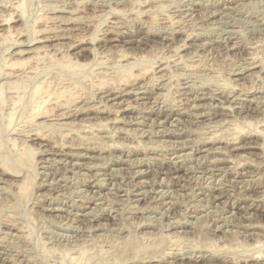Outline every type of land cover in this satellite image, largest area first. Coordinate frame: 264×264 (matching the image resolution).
Listing matches in <instances>:
<instances>
[{"label":"rangeland","instance_id":"1","mask_svg":"<svg viewBox=\"0 0 264 264\" xmlns=\"http://www.w3.org/2000/svg\"><path fill=\"white\" fill-rule=\"evenodd\" d=\"M0 35V264H264V0H0ZM38 81L74 94L34 123Z\"/></svg>","mask_w":264,"mask_h":264},{"label":"bare ground","instance_id":"2","mask_svg":"<svg viewBox=\"0 0 264 264\" xmlns=\"http://www.w3.org/2000/svg\"><path fill=\"white\" fill-rule=\"evenodd\" d=\"M18 4H19V2H17V5H18ZM21 4H22V2H21ZM17 5H16V7H17ZM14 7H15V5H14ZM18 7H20L21 11H23L22 8H21V6H18ZM22 7H23V6H22ZM149 7H150V6H149ZM150 8H151V7H150ZM61 9H62V8H61ZM209 9H210V8H209ZM17 10H18V9H17ZM21 11H20V13H22ZM149 11H150V10H149ZM71 13H72V12H71ZM95 13H96V12H95ZM222 13H223V12H222ZM23 14H24V11H23ZM23 14H22V15H23ZM96 14H98V13H96ZM20 15H21V14H20ZM75 15H76V14H75ZM85 15H86V14H85ZM85 15H84V16H85ZM92 15H94V13H93ZM42 16H44V15H42ZM52 16H53V15H52ZM58 16H59V15H58ZM73 16H74V15H73ZM73 16H72V17H73ZM78 16H79V15H78ZM81 16H82V15H81ZM84 16H82V17H84ZM44 17H45V16H44ZM49 17H51V16L49 15ZM68 17H69V16H68ZM72 17H71V18H72ZM95 17H96V16H95ZM168 17H169V16H168ZM56 18H57V17H56ZM60 18H61V17H60ZM62 18H63V17H62ZM71 18H70V19H71ZM75 18H76V17H75ZM75 18H74V19H75ZM77 18H78V17H77ZM87 18H88V17H87ZM5 19H6V18H5ZM43 19H44V18H43ZM49 19H50V18H49ZM51 19H52V18H51ZM51 19H50V20H51ZM46 20H47V19H46ZM53 20H54V19H53ZM56 20H57V19H56ZM64 20H65V19H64ZM80 20H81V19H80ZM167 20H168V19H167ZM169 20H170V19H169ZM60 21H61V20H60ZM58 22H59V21H58ZM67 22H68V21H67ZM170 22H171V20H170ZM4 23H6V22H4ZM65 23H66V21H65ZM86 24H87V23H86ZM113 24H114V23H113ZM178 24H179V22H178ZM181 24H182V23H181ZM113 26H114V25H113ZM166 26H167V25H166ZM43 27H45V26L43 25ZM50 27H51V26H50ZM50 27H49V29H51ZM59 27H60V26H59ZM182 27H183V26H182ZM69 28H70V27H69ZM74 28H75V27H74ZM164 28H165V27H164ZM173 28H174V27H173ZM177 28H178V27H177ZM177 28H176V29H177ZM188 28H189V27H188ZM8 29H9V28H8ZM34 29H35V28H34ZM45 29H46V28H45ZM45 29L42 28V31H43V30L45 31ZM61 29H62V28H61ZM67 29H68V28H67ZM77 29H78V27H77ZM114 29H115V28H114ZM180 29H181V28H180ZM40 30H41V29H40ZM109 30H110V29H109ZM165 30H166V29H165ZM187 30H188V29H187ZM3 31H4V30H3ZM38 31H39V29H38ZM44 31H43V32H44ZM67 31H68V30H67ZM82 31H83V29H82ZM167 31H168V30H167ZM188 31H189V30H188ZM191 31H192V30H191ZM193 32H194V30H193ZM5 33H6V32H5ZM5 33H4V34H5ZM35 33H36V32H35ZM53 33H54V32H53ZM63 33H64V32H63ZM67 33H69V32H67ZM101 33H102V32H101ZM117 33H118V32H117ZM189 33H190V32H189ZM7 34H10L8 30H7ZM11 34H12V33H11ZM57 34H58V33H57ZM170 34H171V33H170ZM197 34H198V33H197ZM1 35H2V33H1ZM1 35H0V36H1ZM39 35H40V34H39ZM47 35H48V34H47ZM77 35H78V34H77ZM79 35H80V34H79ZM82 35H83V34H82ZM89 35H90V34H89ZM93 35H94V34H93ZM119 35H120V34H119ZM5 36L7 37V35H5ZM57 36H58V35H57ZM57 36H56V37H57ZM72 36H73V35H72ZM75 36H76V35H75ZM84 36H85V35H84ZM167 36H168V35H167ZM169 36H170V35H169ZM172 36H173V35H172ZM3 37H4V36H3ZM43 37H44V39L46 38L45 36H43ZM53 37H54V36H53ZM53 37H52V38H53ZM58 37H59V36H58ZM76 37H77V36H76ZM95 37H96V36H95ZM97 37H98V36H97ZM8 38H10V37H8ZM39 38H40V36H39ZM54 38H55V37H54ZM90 38H91V37H90ZM160 38H161V37H160ZM198 38H200V37H198ZM36 39H37V38H36ZM36 39H35V40H36ZM40 39H41V38H40ZM46 39H47V38H46ZM56 39H57V38H56ZM76 39H77V38H76ZM78 39H79V38H78ZM82 39H83V37H82ZM101 39H102V38H101ZM73 40H74V39H73ZM108 40H109V39H108ZM124 40H125V39H124ZM174 40H175V39H174ZM36 41H37V40H36ZM36 41H35V42H36ZM38 41L41 42L42 39H41V40H38ZM43 41H44V40H43ZM46 41H47V40H46ZM75 41H76V40H75ZM80 41H81V40H80ZM103 41H104V40H103ZM179 41H180V40H179ZM14 42H15V41H14ZM17 42H19V41H17ZM20 42H22V41H20ZM28 42H29V41H28ZM31 42H33V39H32ZM55 42H56V41H55ZM86 42H87V41H86ZM91 43H92V42H91ZM122 43H123V42H122ZM186 43H187V42H186ZM227 43H228V42H227ZM56 44H57V43H56ZM72 44H73V43H72ZM120 44H121V43H120ZM39 45H40V44H39ZM43 45H44V44H43ZM45 45H46V44H45ZM201 45H202V44H201ZM201 45H200V46H201ZM211 45H212V44H211ZM40 46H41V45H40ZM40 46L37 45V47H34V49L32 50V51H33V55H38V54H40V53L42 52L41 49L43 50L44 47H41V49H40ZM56 46H57V45H56ZM113 46H114V45H113ZM200 46H199V47H200ZM53 47H54V44H53ZM60 47H62V46H60ZM170 47H171V46H170ZM47 48H49V47H47ZM55 48H56V47H55ZM102 48H103V46H102ZM106 48H107V47H106ZM30 49H31V48H30ZM63 49H64V48H63ZM63 49H62V50H63ZM65 49H66V48H65ZM54 50H55V49H54ZM98 50H99V49H98ZM107 50H108V49H107ZM112 50H113V49H112ZM169 50H170V49H169ZM55 51H56V50H55ZM88 51H90V50H88ZM101 51H102V50H101ZM101 51H100V52H101ZM110 51H111V50H110ZM121 51H122V50H121ZM43 52H45V51L43 50ZM46 52H47V51H46ZM46 52H45V53H46ZM52 52H53V51H52ZM60 52H61V51H60ZM64 52H65V51H64ZM77 52H78V51H77ZM100 52H99V53H100ZM19 53H20V56H21V54L23 53V50L20 49ZM62 53H63V52H62ZM62 53H61V55H63ZM171 53H173V52H171ZM104 54H105V52H104ZM124 54H126V52H125ZM128 54H129V53H128ZM30 55H31V54H30ZM33 55H32V56H33ZM41 55H42V54H41ZM50 55H51V54H49L48 57H49ZM54 55H55V54H54ZM54 55H53V57H54ZM68 55H69V53H68ZM71 55H72V54H71ZM98 55H99V54H98ZM101 55H102V54H101ZM178 55H179V54H178ZM180 55H181V54H180ZM20 56H19V57H20ZM38 56H39V55H38ZM42 56H44V55H42ZM58 56H59V55H58ZM58 56H57V57H58ZM64 56H65V54H64ZM66 56H67V55H66ZM123 56H124V55H123ZM123 56L120 55V57L124 58ZM166 56H167V55H166ZM33 57H34V56H33ZM78 57H79V56H78ZM120 57H119V58H120ZM134 57H135V56H134ZM170 57H171V56H170ZM200 57H201V56H200ZM20 58H21V57H20ZM30 58H31V56L28 57V58H23V59H21L20 61L17 60L15 63H16V64H17V63H19V64H24L25 62L27 63V60H29ZM59 58H60V57H59ZM61 58H62V56H61ZM63 58H64V57H63ZM138 58H139V57H138ZM166 58H167V57H166ZM172 58H173V57H172ZM172 58H171V59H172ZM198 58H199V57H198ZM31 59H32V58H31ZM31 59H30V61H31ZM53 59H54V58H53ZM136 59H137V57H136ZM160 59H161V58H160ZM160 59H159V60H160ZM163 59H164V58H163ZM178 59H179V58H178ZM15 60H16V59H15ZM50 60H51V56H50ZM60 60H61V59H60ZM65 60H66V59H65ZM123 60H124V59H123ZM125 60H126V59H125ZM141 60H142V59H141ZM183 60H184V59H183ZM56 61H57V58H56ZM56 61H55V62H56ZM58 61H59V60H58ZM128 61H129V60H128ZM160 61H161V60H160ZM179 61H180V60H179ZM196 61H197V60H196ZM59 62H60V61H59ZM59 62H58V63H59ZM135 62H136V61H135ZM139 62H140V60H139ZM161 62H162V61H161ZM184 62H185V61H184ZM193 62H195V61H193ZM62 63H63V62H62ZM66 63H67V61H66ZM66 63H65V64H66ZM68 63L70 64V63H72V61H71V62H68ZM74 63H75V62H74ZM79 63H81V62H79ZM84 63H86V62H84ZM122 63H123V62H122ZM140 63H141V62H140ZM169 63H170V62H169ZM195 63H196V62H195ZM198 63H199V62H198ZM12 64H13V63H12ZM19 64H18V65H19ZM63 64H64V63H63ZM63 64H62V65H63ZM69 64H67V65L70 66ZM87 64H88V63H87ZM113 64H114V63H113ZM188 64H190V62H189ZM254 64H255V63H254ZM114 65L117 66L116 64H114ZM131 65H132V64H131ZM148 65H149V64H148ZM156 65H157V64H156ZM164 65H165V64H164ZM184 65H185V64H184ZM71 66H74V68L78 66L79 69H80V68L82 69V68H83L82 66H84V64L82 65V64H78V63H76V64L71 65ZM79 66H80V67H79ZM85 66H86V65H85ZM120 66H121V65H120ZM123 66L125 67V65H123ZM123 66H122V67H123ZM128 66H129V64H128ZM142 66H143V65H142ZM152 66H153V65H152ZM195 66H197V65H195ZM31 67H32V66H31ZM90 67H91V66H90ZM129 67H130V66H129ZM133 67H134V66H133ZM137 67H138V66H137ZM162 67H163V66H162ZM188 67H190V66H188ZM32 68H33V67H32ZM101 68H102V67H101ZM130 68H131V67H130ZM142 68H143V67H142ZM142 68H141V70H139V72H138V75H139L138 78H142L141 74L143 75V74H145V72L147 73V71H148L147 68H146V69H144V68L142 69ZM148 68H149V66H148ZM151 68H152V67H151ZM186 68H187V67H186ZM68 69H69V67H68ZM72 69H73V67H72ZM88 69H90V68H88ZM103 69H104V68H103ZM119 69H122V68L120 67ZM128 69H129V68H128ZM132 69H133V68H132ZM149 69H150V68H149ZM158 69H159V68H158ZM183 69H184V68H183ZM191 69H192V68H191ZM241 69H242V68H241ZM241 69H240V70H241ZM69 70H70V69H69ZM130 70H131V69H130ZM165 70H166V69H165ZM71 71H72V70H71ZM83 71H84V70H83ZM90 71H91V74H92V73H95V72H92V70H90ZM101 71H102V70H101ZM121 71H122V70H120L119 73H120ZM125 71H126V70H125ZM125 71H123V72H125ZM128 71H129V70H128ZM150 71H151V70H150ZM163 71H164V70H163ZM167 71H169V70H167ZM81 72H82V71H81ZM98 72H99V71H98ZM126 72H127V71H126ZM126 72H125V73H126ZM131 72H132V71H131ZM165 72H166V71H165ZM170 72H171V71H170ZM176 72H177V71H176ZM181 72H182V71H181ZM192 72H193V71H192ZM23 73H24V72H23ZM96 73H97V72H96ZM103 73H105V71H104ZM113 73H114V72H113ZM127 73H128V72H127ZM160 73H161V72H160ZM171 73H172V72H171ZM174 73H175V72H174ZM185 73H186V72H185ZM185 73H184V74H185ZM194 73H195V72H194ZM239 73H240V72H239ZM91 74H90V75H91ZM98 74H99V73H98ZM105 74H106V73H105ZM110 74H111V73H110ZM121 74H122V72H121ZM123 74H124V73H123ZM123 74H122L121 76L118 74V75L120 76V81H122V80L124 81V80L126 79V77L124 78L123 76H127V75H128V76H127V79H128V77H130V76H129V75H130L129 73H128L127 75H125V74L123 75ZM133 74H134V72H133ZM155 74H156V73H155ZM168 74H169V73H168ZM5 75H6V74H5ZM7 75H8V74H7ZM9 75H10V74H9ZM20 75H21V74H20ZM76 75H77V74H76ZM81 75H82V74H81ZM84 75H85V73H84ZM84 75L82 76V78L84 77ZM86 75H87V74H86ZM88 75H89V74H88ZM93 75H94V74H93ZM99 75H100V74H99ZM102 75H103V74H101V76H102ZM134 75H135V74H134ZM181 75H182V74H181ZM181 75H180V76H181ZM190 75H191V73H190ZM94 76H95V75H94ZM109 76H110V75H109ZM112 76H113V75H112ZM144 76H145V75H144ZM153 76H154V75H153ZM157 76H158V75H157ZM184 76H185V75H184ZM191 76H192V75H191ZM17 77H18V76H17ZM22 77H23V76H22ZM26 77H27V76H26ZM80 77H81V76H80ZM80 77H79V79H80ZM86 77L89 78V76H86ZM86 77H85V78H86ZM90 77H91V76H90ZM99 77H100V76H99ZM107 77H108V76H106V77H104V78H107ZM114 77H115V76H114ZM116 77H117V76H116ZM134 77H135V76H134ZM136 77H137V76H136ZM181 77H182V76H181ZM185 77H186V76H185ZM118 78H119V77H118ZM71 79H72V78H71ZM86 79H87V78H86ZM89 79H90V78H89ZM95 79H96V78H95ZM98 79H99V78H98ZM108 79H110V78H108ZM132 79H133V78H132ZM170 79H171V78H170ZM239 79H240V78H239ZM66 80H67V79H66ZM75 80H76V79H75ZM81 80H82V79H81ZM83 80H84V79H83ZM87 80H88V79H87ZM114 80H115V79H114ZM117 80H118V79H117ZM231 80H232V79H231ZM9 81H11V79H9ZM9 81H8V82H9ZM12 81H14V80H12ZM42 81H43V80H42ZM91 81H92V80H91ZM106 81H107V80H106ZM106 81H105V80H102V78H101V80H99L100 83H99V82H96V83H99L97 86H100V87L103 86L104 84H106ZM108 81H109V80H108ZM123 81H122V82H123ZM125 81H126V80H125ZM147 81H148V80H147ZM147 81H146L145 83H148ZM166 81H167V80H166ZM8 82H5V83L7 84ZM15 82H16V81H15ZM18 82H19V81H18ZM38 82H39V81H38ZM44 82H45V80H44ZM44 82H43V84H44ZM69 82H70V81H69ZM71 82H72V80H71ZM73 82H74V81H73ZM82 82H83V81H82ZM122 82H121V83H122ZM10 83H11V85H12V82H10ZM10 83H9V84H10ZM45 83H46V82H45ZM58 83H59V82H58ZM63 83H64V82H63ZM63 83H62V84H63ZM108 83H109V82H108ZM116 83H117V82H116ZM119 83H120V82H119ZM119 83H118V86H119ZM229 83H230V82H229ZM37 84H38V83H36V85L34 86V87H35V88H34V94H35V96H36V95H39V96L37 97V98H38L37 100L35 99L36 101L34 102V104H33V102H31L33 106L31 105L32 108L30 109V110H31V112H30V113H31V115H30V117H31V121L33 120L34 123H35V120L38 119V118H43V119H44L45 117H48V116H55V115H56L55 113L52 114V113H53L52 111H50V112H52L51 114L48 113V111H47V107H46V106L49 105V104H47V103H50V104H53V105L56 104V106H57V104L59 105V104L61 103V102H59V100H58L60 97L62 98V96H63V99H66V98H64V95L67 96L66 93H69V94H68L69 96L74 94V92H73V93L71 92L72 90L70 91V88H69L70 85H69V86H68V85H65L66 87H63V88H60L61 86H60V87H57V88H60V89H61V90L59 89L60 91L55 90L56 88H55V89H54V88H51V89H53L54 91H50V90H51L50 87H44L43 84H42V82H39L38 85H37ZM48 84H50V83H48ZM48 84H47V85H48ZM64 84H65V83H64ZM64 84H63V85H64ZM66 84H67V83H66ZM70 84H71V83H70ZM72 84H73V83H72ZM93 84H95V83H93ZM126 84H127V83H126ZM11 85H10V86H11ZM14 85H15V83H14ZM47 85H45V86H47ZM75 85H77V83H76ZM107 85H108V84H107ZM134 85H135V84H134ZM156 85H157V84H156ZM161 85H162V84H161ZM7 86H8V85H7ZM10 86H9V87H10ZM17 86H18V85H16V87H17ZM48 86H49V85H48ZM53 86H54V85H53ZM56 86H58V85H56ZM56 86H55V87H56ZM72 86H73V85H72ZM72 86H71V89H72ZM78 86H79V85H77V87H78ZM110 86H111V85H110ZM163 86H164V85H163ZM184 86H186V85H184ZM13 87H14V86H13ZM13 87H12V88H13ZM18 87H19V86H18ZM135 87H136V86H135ZM189 87H190V86H189ZM14 88H15V87H14ZM14 88H13V89H14ZM68 88H69V89H68ZM74 88H76V87L74 86L73 89H74ZM78 88H79V87H78ZM81 88H82V87H81ZM92 88H94V86H93ZM105 88H106V87H105ZM116 88H117V86H116ZM129 88H130V87H129ZM181 88H182V87H181ZM234 88H235V87H234ZM10 89H11V88H10ZM10 89H9V90H10ZM48 89H50V90L48 91ZM82 89H83V88H82ZM117 89H118V88H117ZM150 89H151V88H150ZM15 90H17V89L15 88ZM97 90H98V89H97ZM113 90H114V89H113ZM12 91H13V90H12ZM17 91H19V89H18ZM79 91H80V90H79ZM108 91H109V90H108ZM133 91H134V90H133ZM139 91H140V90H139ZM142 91H143V90H142ZM15 92H16V91H15ZM140 92H141V91H140ZM155 92H156V91H155ZM0 93H1V92H0ZM12 93H13V92H12ZM92 93H93V92H92ZM134 93H135V92H134ZM148 93H149V92H148ZM161 93H163V92H161ZM19 94H20V93H19ZM78 94H79V93H78ZM112 94H113V93H112ZM116 94H117V92H116ZM125 94H126V93H125ZM158 94H159V93H158ZM205 94H206V93H205ZM1 95H2V96H1ZM14 95H15V94H14ZM82 95H83V94H82ZM90 95H91V94H90ZM156 95H157V93H156ZM160 95H161V94H160ZM236 95H237V94H236ZM0 96H1L0 99L3 98V94H0ZM8 96H9V95H8ZM18 96H19V95H18ZM84 96H85V95H84ZM137 96H138V95H137ZM158 96H159V95H158ZM191 96H192V95H191ZM194 96H195V95H194ZM202 96H203V95H202ZM227 96H228V95H227ZM237 96H238V95H237ZM32 97H34V96H32ZM72 97H73V96H72ZM78 97H79V95H78ZM82 97H83V96H82ZM100 97H101V96H100ZM114 97H115V96H114ZM120 97H121V96H120ZM10 98H11V97H10ZM15 98H16V96H15ZM34 98H35V97H34ZM73 98H74V97H73ZM105 98H106V97H105ZM108 98H109V97H108ZM196 98H197V97H196ZM210 98H211V97H210ZM232 98H234V97H232ZM63 99H62V101H63ZM68 99H69V98H68ZM96 99H97V98H96ZM115 99H116V98H115ZM121 99H122V98H121ZM126 99H127V98H126ZM133 99H134V98H133ZM156 99H157V98H156ZM188 99H189V98H188ZM194 99H195V98H194ZM194 99H193V100H194ZM218 99H219V98H218ZM240 99H241V98H240ZM15 100H16V99H15ZM17 100H18V99H17ZM69 100H70V99H69ZM69 100H67V101H69ZM74 100H75V99H74ZM74 100H73V101H74ZM77 100H78V99H77ZM191 100H192V99H191ZM215 100H216V99H215ZM236 100H237V99H236ZM1 101L3 102V99H1ZM18 101H19V100H18ZM65 101H66V100H65ZM67 101H66L65 103H69V104H70V101H69V102H67ZM73 101H72V102H73ZM97 101H98V100H97ZM127 101H128V100H127ZM145 101H146V100H145ZM196 101H197V100H196ZM221 101H222V100H221ZM95 102H96V101H95ZM113 102H114V101H113ZM135 102H136V101H135ZM138 102H139V101H138ZM142 102H143V101H142ZM227 102H229V101H227ZM240 102H241V101H240ZM248 102H249V101H248ZM14 103H16V102L14 101ZM65 103H64V104H65ZM97 103H98V102H97ZM102 103H104V101H103ZM106 103H107V102H106ZM109 103H110V102H109ZM147 103H149V102H147ZM155 103H156V102H155ZM241 103H242V102H241ZM61 104H62V103H61ZM61 104L59 105L60 108L63 106V105H61ZM93 104H95V103H93ZM116 104H117V102H116ZM120 104H121V102H120ZM126 104H127V103H126ZM140 104H141V103H140ZM144 104H145V102H144ZM157 104H158V103H157ZM189 104H190V103H189ZM232 104H233V103H232ZM45 105H46V106H45ZM79 105H80V104H79ZM103 105H104V104H103ZM108 105H109V104H108ZM200 105H201V104H200ZM56 106H55V109H56ZM66 106H67V104H66ZM77 106H78V105H77ZM86 106H88V105H86ZM89 106H90V105H89ZM94 106H96V104H95ZM125 106H126V105H125ZM132 106H133V105H132ZM148 106H149V105H148ZM203 106H204V105H203ZM53 107H54V106H53ZM53 107H52V108H53ZM63 107H64V106H63ZM63 107H62V108H63ZM67 107H68V106H67ZM92 107H93V106H92ZM104 107H105V106H104ZM133 107H134V106H133ZM137 107H138V106H137ZM191 107H193V105H191ZM231 107H232V106H231ZM58 108H59V107H58ZM72 108H73V106H72ZM97 108H98V106H97ZM110 108H111V107H110ZM112 108H113V107H112ZM135 108H136V107H135ZM142 108H143V107H142ZM142 108H141V110H142ZM144 108H145V107H144ZM144 108H143V109H144ZM151 108H152V107H151ZM222 108H223V107H222ZM50 109H51V108H50ZM53 109H54V108H53ZM83 109H84V108H83ZM100 109H103V108H100ZM119 109H121V108H119ZM119 109H118V110H119ZM132 109H134V108H132ZM138 109H139V108H138ZM183 109H184V108H183ZM188 109H189V108H188ZM229 109H230V107H229ZM13 110H14V109H13ZM48 110H49V109H48ZM51 110H52V109H51ZM64 110H65V108H64ZM91 110H92V109H91ZM113 110H114V109H113ZM113 110H112V111H113ZM146 110H147V108H146ZM231 110H232V109H231ZM231 110H230V111H231ZM60 111H61V110H60ZM114 111H115V110H114ZM142 111H145V110H142ZM78 112H80V111H78ZM107 112H109V111H107ZM68 113H69V111H63V109H62V111H61L57 116H60V117H61V116H65V117H66V115H68ZM73 113H74V112H73ZM93 113H94V112H93ZM111 113H112V112H111ZM115 113H116V112H115ZM171 113H172V112H171ZM174 113H175V112H174ZM69 114H70V113H69ZM200 114H201V113H200ZM204 114H205V113H204ZM208 114H209V113H208ZM136 115H137V114H136ZM136 115H135V116H136ZM196 115H197V114H196ZM211 115H212V114H211ZM7 116H8V115H7ZM118 116H119V115H118ZM189 116H190V115H189ZM55 117H56V116H55ZM55 117H54V118H55ZM115 117H116V116H115ZM166 117H167V116H166ZM52 118H53V117H52ZM113 118H114V117H113ZM138 118H139V117H138ZM204 118H205V117H204ZM12 119H13V113H10L9 116H8V120H7L9 126H10V123H11ZM73 119H74V118H73ZM110 119H111V118H110ZM63 120H64V119H63ZM106 120H107V119H106ZM29 121H30V119H29ZM57 121H58V120H57ZM59 121H61V120H59ZM73 121H74V120H73ZM102 121H103V120H102ZM102 121H100L98 124H100ZM116 121H117V120H116ZM116 121H115V122H116ZM119 121H120V120H119ZM158 121H159V120H158ZM195 121H196V120H195ZM36 122H37V121H36ZM39 122H40V121H39ZM55 122H56V121H55ZM65 122H66V121H65ZM69 122H70V121H69ZM152 122H153V121H152ZM30 123H31V122H30ZM58 123H59V122H58ZM67 123H68V122H67ZM72 123H73V122H72ZM87 123H88V122H87ZM102 123H103V122H102ZM134 123H135V122H134ZM136 123H137V121H136ZM140 123H141V122H140ZM182 123H183V122H182ZM192 123H193V122H192ZM85 124H86V123H85ZM166 124H167V123H166ZM247 124H248V123H247ZM34 125H36V124H34ZM37 125H38V124H37ZM42 125H43V124H42ZM45 125H46V124H45ZM53 125H54V124H53ZM63 125H64V124H63ZM65 125H67V124H65ZM65 125H64V126H65ZM69 125H71V124H69ZM81 125H82V124H81ZM89 125H90V124H89ZM153 125H155V124H153ZM153 125H152V126H153ZM234 125H235V124H234ZM7 126H8V125H7ZM46 126H48V124H47ZM51 126H52V125H51ZM72 126H73V125H72ZM85 126H86V125H84V127H85ZM99 126H100V125H99ZM104 126H105V124H104ZM107 126H108V125H107ZM55 127H57V126L55 125ZM55 127H54V128H55ZM110 127H111V126H110ZM233 127H234V126H233ZM238 127H239V126H238ZM238 127H237V128H238ZM243 127H244V126H243ZM32 128H33V127H32ZM45 128H47V127H45ZM45 128H43V129H45ZM51 128H52V127H51ZM51 128L49 127V129H51ZM73 128H74V127H73ZM73 128H72V129H73ZM88 128H89V127H88ZM92 128H93V127H92ZM92 128H91V129H92ZM98 128H100V127H98ZM106 128H107V127H106ZM118 128H119V127H118ZM150 128H151V127H150ZM153 128H154V127H153ZM237 128H236V130H237ZM36 129H37V128H36ZM89 129H90V128H89ZM103 129H104V127H103ZM112 129H113V128H112ZM182 129H184V128H182ZM238 129H239V128H238ZM240 129H241V128H240ZM121 130H122V129H121ZM232 130H233V129H232ZM234 130H235V129H234ZM242 130H243V128H242ZM30 131H31V129H30ZM37 131H38V129H37ZM46 131H47V130H46ZM108 131H109V130H108ZM110 131H111V130H110ZM123 131H124V129H123ZM139 131H140V130H139ZM226 131H227V130H226ZM238 131H239V130H238ZM238 131H236V132H238ZM32 132H33V130H32ZM64 132H65V131H64ZM128 132H129V131H128ZM144 132H145V131H144ZM161 132H162V131H161ZM168 132H169V131H168ZM261 132H262V131H261ZM41 133H42V132H41ZM65 133H66V132H65ZM111 133H113V132H111ZM138 133H139V132H138ZM232 133H233V132H232ZM248 133H249V132H248ZM250 133H251V132H250ZM32 134H33V133H32ZM34 134H35V133H34ZM36 134H37V133H36ZM39 134H40V132H39ZM42 134H43V133H42ZM42 134H41V135H42ZM127 134H128V133H127ZM142 134H143V133H142ZM152 134H153V133H152ZM26 135H27V134H26ZM30 135H31V134H30ZM37 135H38V134H37ZM45 135H46V134H45ZM61 135H62V134H61ZM67 135H68V133H67ZM155 135H156V134H155ZM42 136H43V135H42ZM162 136H163V135H162ZM247 136H248V135H247ZM34 137H36V136H34ZM40 138H41V137H40ZM43 138H44V136H43ZM43 138H42V139H43ZM136 138H137V137H136ZM111 139H113V138H111ZM111 139H110V140H111ZM114 139H115V138H114ZM137 140H139V139H137ZM208 140H209V139H208ZM210 140H211V139H210ZM218 140H219V139H218ZM220 140H221V139H220ZM42 141H43V140H42ZM139 141H140V140H139ZM139 141H138L137 143H139ZM242 141H243V140H242ZM70 142H71V141H70ZM113 142H114V141H113ZM226 142H227V141H226ZM140 143H141V142H140ZM235 143H236V142H235ZM40 144H41V143H40ZM66 144H67V142H66ZM111 144H112V143H111ZM178 144H179V143H178ZM180 144H181V143H180ZM238 144H239V143H238ZM63 145H64V144H63ZM70 145H71V144H70ZM72 145H73V144H72ZM50 146H51V145H50ZM60 146H61V144H60ZM127 146H128V145H127ZM138 146H139V145H138ZM196 146H197V145H196ZM202 146H203V145H202ZM249 146H250V145H249ZM28 147H29V145H28ZM62 147H63V146H62ZM62 147H61V148H62ZM70 147H71V146H70ZM73 147H74V146H73ZM121 147H123V146H121ZM132 147H133V146H132ZM179 147H180V146H179ZM253 147H254V146H253ZM29 148H30V147H29ZM116 148H117V147H116ZM31 149H32V148H30V150H31ZM44 149H45V148H44ZM44 149H43V150H44ZM52 149H53V148H52ZM81 149H82V148H81ZM117 149H118V148H117ZM27 150H29V149H27ZM43 150H41V151H43ZM48 150H49V149H48ZM63 150H64V149H63ZM103 150H104V149H103ZM124 150H125V149H124ZM207 150H208V148H207ZM213 150H214V149H213ZM216 150H217V149H216ZM44 151H45V150H44ZM76 151H77V150H76ZM96 151H97V150H96ZM214 151H215V150H214ZM29 152H30V151H29ZM34 152H35V151H34ZM37 152H38V150H37ZM46 152H47V151H46ZM101 152H102V151H101ZM206 152H208V151H206ZM225 152H226V151H225ZM32 153H33V152H32ZM41 153H42V152H41ZM50 153H51V152H50ZM75 153H76V152H75ZM221 153H222V152H221ZM33 154H34V153H33ZM70 154H71V153H70ZM77 154H78V153H77ZM84 154H85V153H84ZM147 154H148V153H147ZM188 154H189V153H188ZM72 155H73V154H72ZM235 155H236V154H235ZM31 156H32V155H31ZM82 156H83V155H82ZM88 156H89V155H88ZM182 156H183V155H182ZM189 156H190V155H189ZM204 156H205V155H204ZM222 156H223V155H222ZM230 156H231V155H230ZM72 157H74V156H72ZM144 157H145V156H144ZM32 158H33V157H32ZM32 158H31V160H32ZM76 158H77V157H76ZM91 158H92V157H91ZM224 158H225V157H224ZM232 158H233V157H232ZM44 160H45V159H44ZM220 160H221V159H220ZM222 160H223V159H222ZM42 161H43V160H42ZM71 161H72V159H71ZM211 161H212V160H211ZM217 161H218V160H217ZM35 162H36V161H35ZM89 162H90V161H89ZM91 162H92V161H91ZM146 162H147V160H146ZM57 163H58V162H57ZM235 163H236V162H235ZM74 164H75V163H74ZM77 164H79V163H77ZM148 164H149V163H148ZM182 164H183V163H182ZM83 165H84V164H83ZM91 165H92V164H91ZM94 165H95V164H94ZM128 165H129V164H128ZM131 165H132V164H131ZM36 169H37V168H36ZM96 169H97V168H96ZM167 170H168V168H167ZM95 171H96V170H95ZM137 171H138V170H137ZM139 171H140V170H139ZM8 173H9V172H8ZM33 173H34V172H33ZM36 173H37V172H36ZM136 173H137V172H136ZM10 174H11V173H10ZM103 174H104V173H103ZM110 174H111V173H110ZM110 174H109V175H110ZM178 174H179V173H178ZM165 175H166V174H165ZM25 176H26V175H25ZM25 176H24V177H25ZM89 176H90V175H89ZM177 176H178V175H177ZM165 177H166V176H165ZM32 178H35V177H33V175H32ZM30 179H31V178H30ZM30 179H29V180H30ZM167 179H169V178H167ZM176 179H177V178H176ZM20 180H21V179H20ZM22 180H23V179H22ZM95 180H96V179H95ZM98 181H99V180H98ZM30 182H31V181H30ZM30 182H29V183H30ZM29 183L24 181V182L20 185V190H21L22 193L25 194V192L27 191V189L30 188V187L28 188V186H30ZM89 183H90V182H89ZM30 184H31V183H30ZM91 184H92V183H91ZM99 185H100V184H99ZM101 185H102V184H101ZM109 185H110V184H109ZM123 190H125V189H123ZM91 192H92V191H91ZM95 192H96V191H95ZM166 193H167V192H166ZM125 194H126V193H125ZM93 195H94V194H93ZM93 195H92V196H93ZM99 196H100V195H99ZM114 196H115V194H114ZM126 200H127V199H126ZM92 204H93V203H92ZM163 204H164V203H163ZM54 209H55V208H54ZM92 210H93V209H92ZM94 210H95V209H94ZM132 213H133V212H132ZM92 215H93V214H92ZM92 215H91V216H92ZM93 217H94V216H93ZM98 217H99V216H98ZM178 222H179V221H178ZM143 225H144V224H143ZM175 225H176V224H175ZM184 225H185V224H184ZM174 228H175V227H174ZM173 252H174V251H173ZM177 253H178V252H177ZM165 254H166V253H165ZM163 255H164V254H163ZM174 255H175V254H174ZM178 255H179V254H178ZM163 257H164V256H163ZM180 257H181V256H180ZM159 258H160V257H159ZM163 259H164V258H163ZM173 259H174V258H173ZM166 261H167V260H166ZM185 261H186V260H185ZM153 263H154V262H153ZM168 263H169V262H168ZM191 263H192V262H191ZM145 264H146V263H145ZM176 264H177V263H176Z\"/></svg>","mask_w":264,"mask_h":264}]
</instances>
